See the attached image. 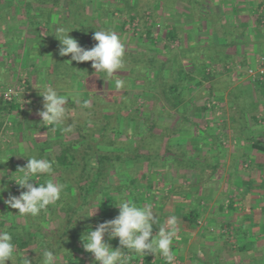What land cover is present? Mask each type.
I'll list each match as a JSON object with an SVG mask.
<instances>
[{
    "label": "crops",
    "instance_id": "obj_1",
    "mask_svg": "<svg viewBox=\"0 0 264 264\" xmlns=\"http://www.w3.org/2000/svg\"><path fill=\"white\" fill-rule=\"evenodd\" d=\"M124 7L118 0H0V83L29 71L37 101L26 116L27 131L8 116L18 127L13 148L25 155L47 147L50 156L58 142L78 139L80 128L97 141L104 133L97 114L108 120L122 106L123 116H136L118 115L123 146L100 148L138 150L137 163L122 166L137 168L144 192L138 204L149 203L161 224L171 215L178 218L175 264H264V151L253 148L255 142L264 146V79L247 73L264 56V0H176L164 9L158 4V30L150 42L125 30ZM61 26L74 29L70 35L86 49L97 43L96 30L115 31L125 45L124 67L115 78L125 86L117 90L114 79L95 74L90 61L71 65L70 56H60L54 35ZM170 36L178 47L164 43ZM5 53L14 55V65H7ZM209 68L217 71L211 79ZM42 83L91 101L85 109L69 100L64 127L71 132L41 124L36 88ZM153 122L150 132L146 124ZM147 137L154 145L139 147ZM150 154L153 159L144 160ZM128 172L121 182H130ZM149 184L154 195L145 188ZM192 213L200 214L197 221H189ZM151 255L154 264L167 263Z\"/></svg>",
    "mask_w": 264,
    "mask_h": 264
},
{
    "label": "trees",
    "instance_id": "obj_2",
    "mask_svg": "<svg viewBox=\"0 0 264 264\" xmlns=\"http://www.w3.org/2000/svg\"><path fill=\"white\" fill-rule=\"evenodd\" d=\"M118 1L125 4L122 16L132 20L141 19L143 29L140 35L143 40L150 42L155 31L158 30L157 20L160 9L155 8V6L160 4L164 9L170 7L171 2L176 0H169L170 2H165L166 0ZM148 12L150 13L149 18H147ZM169 39L174 40L175 38L170 36ZM165 49H169V47L166 46ZM206 77L211 79L210 75H206ZM1 103V111L3 112L19 110L16 105ZM31 109L34 107L29 106L25 112L30 113ZM118 115H121L122 119L125 117L135 119L136 117L123 116L122 106H118L114 116H110L108 120L105 116L97 117V121L104 129V133L97 141L92 138L94 135L91 134V130L84 131V128H80L78 139L75 138L69 142L64 139L58 142V149L53 157L46 154L47 147H37L31 154L24 155L16 152L11 144H3L0 141V167L3 171H11L10 174H13L19 167L26 165L27 157L35 155L38 158L54 160L55 180L65 185L61 200L56 205H50L38 217L18 216L16 215L18 209H12L3 200H0V208L4 204L7 206V213L0 214V229L8 231L13 236V242L16 244V264H21V257L24 255L32 261V264H41V258L37 252H41L43 249L54 251L57 256L56 264H89V260H94V257L84 250L82 246L83 235L89 228L94 230L98 224L114 219L111 218L110 209L115 207L116 196H123V198L128 196L129 199L138 204L144 192H141L143 190L139 187L140 180L137 168L130 171L126 169V166H122L130 161L137 163L138 150L130 154L124 152L109 153L100 148L108 145L116 150L123 146L118 137L122 125L121 122H116L119 120ZM4 120L3 118L0 120V132ZM147 124L146 127L148 126L150 132H153L157 126L154 122ZM110 129L114 131V135L109 132ZM149 134V137H153V134ZM136 139L135 141H137ZM140 141L137 142L141 148L148 146V144L154 145L152 138L147 137ZM93 142H96V145H93ZM253 148L264 151V146L256 142L253 143ZM150 159H153V154L144 157V160L151 161ZM126 172L129 173L131 179L129 183L121 182V174ZM44 179L41 177L40 182H43ZM12 182L14 181L1 182L0 180L1 187L7 185V189L3 192L5 198L8 197L9 193L18 196L22 191L19 186L11 188ZM31 182L38 186L35 180ZM145 188L150 191L151 195L156 192V187L152 184ZM232 207L230 204L229 208L232 209ZM95 209H97L95 215L83 217L91 215ZM199 217V213H192L189 216V221H192V218L197 221ZM156 229L158 228H154V232ZM105 240L113 248L119 246L118 238L109 239L106 235ZM128 255L127 264H134V262L138 264L141 258H143V264H154L151 254L143 257L134 253ZM8 264H12V261L9 260Z\"/></svg>",
    "mask_w": 264,
    "mask_h": 264
},
{
    "label": "clouds",
    "instance_id": "obj_3",
    "mask_svg": "<svg viewBox=\"0 0 264 264\" xmlns=\"http://www.w3.org/2000/svg\"><path fill=\"white\" fill-rule=\"evenodd\" d=\"M73 30L63 26L56 29L54 36L59 41L58 54L62 57L70 56L67 62L71 65L73 61L92 62L91 67L95 74H103L100 77L107 82L114 79L115 88L122 89L125 82L115 78L124 67L125 45L121 37L113 30H96L92 38L97 43L86 49L70 35ZM36 89L42 97V109L38 111L41 124L45 127L51 126L53 131L57 128H63L64 132L72 131L71 126L64 127L69 118V100L85 109L91 106L90 100H81L79 92L62 94L56 87L47 83H42ZM54 164V160L38 158L35 155L27 157L26 165L19 167L9 177L22 191L18 196L9 193L5 198L3 192L7 185L0 187V200L10 208L18 209V216L38 217L50 205H56L64 194L65 185L55 180ZM16 173L20 175H15ZM41 177L45 178L43 182H40ZM33 180L38 186L31 182ZM114 204L119 209V214L114 219L98 224L94 230L89 228L82 237V246L86 252L93 255L95 264H127L129 253L141 257L159 254L166 259L167 264H175L172 244L179 232L178 218L175 215L169 216L161 224L151 205L138 206L127 198H119ZM97 209L91 215L83 217L95 215ZM154 228H158L155 234ZM106 235L109 239L118 238L119 246L113 248L106 242ZM37 253L41 264H56L57 256L54 251L43 249ZM9 260L16 264V244L11 233L0 229V264H8ZM21 264H32V261L24 255L21 257Z\"/></svg>",
    "mask_w": 264,
    "mask_h": 264
},
{
    "label": "built area",
    "instance_id": "obj_4",
    "mask_svg": "<svg viewBox=\"0 0 264 264\" xmlns=\"http://www.w3.org/2000/svg\"><path fill=\"white\" fill-rule=\"evenodd\" d=\"M150 17V13H147V18ZM142 21L140 18L135 20L127 19L125 24V30L132 32L135 36H139L142 32ZM166 44L172 48L178 47V40H170L166 41ZM5 61L7 65L10 67L15 63L14 55L4 54ZM230 67H228L229 70ZM220 73V72H218ZM249 77L256 79L260 76L261 79H264V56L261 57L259 66L257 69L250 68L247 71ZM207 75L215 76L217 75V71L215 69H208ZM0 102H4L5 104L16 105L19 107L20 111H24L29 106L35 107L37 105V101L32 97V76L29 71L21 72L16 80L10 84H2L0 83ZM213 105L209 104L211 107ZM16 135V128L12 121L9 119L1 133H0V141L2 143H9L12 137ZM12 187L18 186L15 182H12ZM230 233V232H229ZM233 234V232H232Z\"/></svg>",
    "mask_w": 264,
    "mask_h": 264
},
{
    "label": "rangeland",
    "instance_id": "obj_5",
    "mask_svg": "<svg viewBox=\"0 0 264 264\" xmlns=\"http://www.w3.org/2000/svg\"><path fill=\"white\" fill-rule=\"evenodd\" d=\"M167 1H169V0H166L165 2H167ZM170 2V1H169ZM171 4H175V1H172L171 2ZM153 42V41H152ZM166 41H164V43H165ZM152 44H154V45H156L157 47L158 46H160L159 44H155V43H152ZM162 44H163V42H162ZM161 47V46H160ZM161 48H163V47H161ZM176 48V47H175ZM33 79V78H32ZM2 84H4V83H2ZM41 108V107H40ZM27 109V108H26ZM25 109V110H26ZM24 110V111H25ZM20 110H15L14 112H4V113H2V112H0V116H2V118L3 119H5L4 120V125H5V123L9 120L8 119V116H16V119H17V121H16V125H18V123H19V126H20V128H19V131L20 130H22V131H27L26 129H27V123H26V120H27V118H26V116H29L30 115V113H26V112H24V111H20ZM101 111V110H100ZM99 112V111H98ZM98 116H100L101 114H97ZM153 117V116H152ZM26 123V124H25ZM4 125H3V127H4ZM15 125V126H16ZM23 125H25L24 127H22ZM3 129V128H2ZM16 130L18 131V127L16 126ZM1 133V132H0ZM14 139V138H13ZM2 143V142H1ZM17 143H18V141H17V139H15L13 142H12V140L9 142V143H3V144H11L12 145V147H14L15 145H17ZM10 145V146H11ZM35 149H31L30 150V152H29V154H31V152H33ZM49 155L50 156H54L55 155V151L53 152V153H50L49 152ZM11 173V171H7V172H5V171H3V169H1V167H0V180H1V182H7V181H10V179H9V177L12 175V174H10ZM15 175H20V173H16ZM12 184V183H11ZM11 186V185H10ZM0 187H1V185H0ZM11 188H12V186H11ZM166 190H168L167 188H165ZM164 190V189H163ZM163 192H165V190L163 191ZM166 192H168V191H166ZM165 192V193H166ZM138 206H143L144 204L143 203H140V204H137ZM145 205H150L149 203H147V204H145ZM112 209V210H111ZM110 209V214L112 215L111 216V218H115L118 214H119V209L115 206V207H113V208H111ZM2 213H7V206L4 204L1 208H0V214H2ZM233 237V236H232ZM231 236L229 237L232 241L233 240H235V238L233 237L232 238ZM93 262V263H92ZM89 264H95V261L93 260V259H91V260H89Z\"/></svg>",
    "mask_w": 264,
    "mask_h": 264
}]
</instances>
